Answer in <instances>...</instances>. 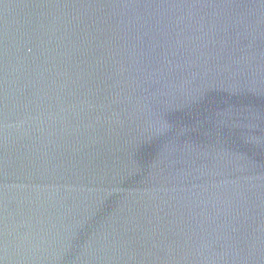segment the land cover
Wrapping results in <instances>:
<instances>
[{
	"label": "water",
	"instance_id": "1",
	"mask_svg": "<svg viewBox=\"0 0 264 264\" xmlns=\"http://www.w3.org/2000/svg\"><path fill=\"white\" fill-rule=\"evenodd\" d=\"M0 264H264V0H0Z\"/></svg>",
	"mask_w": 264,
	"mask_h": 264
}]
</instances>
